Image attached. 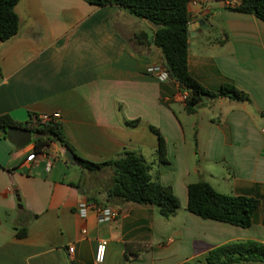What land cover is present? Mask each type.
<instances>
[{"label": "crops", "instance_id": "crops-1", "mask_svg": "<svg viewBox=\"0 0 264 264\" xmlns=\"http://www.w3.org/2000/svg\"><path fill=\"white\" fill-rule=\"evenodd\" d=\"M240 2L188 4V64L207 89L218 92L231 82L251 99L204 96L189 112L187 90L146 72L163 61L155 23L116 4L19 0V31L0 38V116L25 127L59 112L77 154L100 162L136 151L181 206L166 218L154 204L109 197L111 167L86 170L58 141L37 148L32 134L18 146L0 132V264H206L221 244L264 243V20L236 11ZM152 126L165 139L166 162ZM41 150L56 158L50 169ZM33 152L37 157L28 161ZM200 180L258 198L251 225L188 211V184ZM83 201L114 205L123 215L99 221L91 210L81 218ZM24 227L26 236H17ZM100 240L107 241L102 263L95 259Z\"/></svg>", "mask_w": 264, "mask_h": 264}, {"label": "trees", "instance_id": "trees-1", "mask_svg": "<svg viewBox=\"0 0 264 264\" xmlns=\"http://www.w3.org/2000/svg\"><path fill=\"white\" fill-rule=\"evenodd\" d=\"M95 5H120L132 14L155 23L154 43L161 50L162 63L172 79L189 92L187 110L193 112L204 96L211 98L225 96L236 101H249L250 95L234 83L224 82L218 92L207 89L189 71L188 64V25L190 15L188 4L191 0H86ZM19 0H0V38L9 40L20 28V19L16 11ZM236 11L252 13L264 20V0H241L234 8ZM141 34H137L140 36ZM146 35V33H143ZM2 73L0 62V74ZM139 119L129 123H138ZM20 125L9 114L0 116V132L7 137L9 126ZM26 128L35 135L37 148L58 141L71 149L76 160L83 168L92 171L104 167L113 169V183L108 196L124 201L149 203L159 207L160 213L169 218L181 206L180 198L172 186L162 183L151 174V164L136 151L124 150L117 157L104 161H93L75 152L59 122L27 123ZM159 135L157 153L160 161H167L166 142L160 131L152 126ZM258 198L248 195H232L218 191L209 182L200 180L188 184L187 210L203 218H210L248 227L259 207ZM24 227L17 236L24 237ZM264 264V243L255 239L237 240L213 248L206 256V264Z\"/></svg>", "mask_w": 264, "mask_h": 264}, {"label": "built area", "instance_id": "built-area-1", "mask_svg": "<svg viewBox=\"0 0 264 264\" xmlns=\"http://www.w3.org/2000/svg\"><path fill=\"white\" fill-rule=\"evenodd\" d=\"M189 3L197 4L198 0H191ZM146 72L154 76V78H156L159 82H167L172 79L163 63L148 66ZM188 98L189 92L187 91V93L184 94V99L186 102ZM61 117V113L53 112L51 114L36 116L35 121L40 120L41 122H59L61 120ZM40 155L47 159V169H50L56 158L52 157L51 154L45 152L44 150H41ZM36 157L37 152H33L28 156L27 160L32 161ZM91 210H95L97 212L99 221H111L121 218L123 215V212L118 207L111 204L83 201L77 205V213L81 218H86L89 214V211ZM106 250L107 241L100 240L96 246V262L102 263L105 260ZM69 251L73 253L74 246H71L69 248Z\"/></svg>", "mask_w": 264, "mask_h": 264}, {"label": "water", "instance_id": "water-1", "mask_svg": "<svg viewBox=\"0 0 264 264\" xmlns=\"http://www.w3.org/2000/svg\"><path fill=\"white\" fill-rule=\"evenodd\" d=\"M192 30L191 26H188V35H191ZM7 137L16 145L22 146L26 144L27 142L31 141L32 138V132L30 129L20 126V125H14L9 126L7 129ZM65 153L70 161H75V163L79 166H82V164L76 160L75 153L69 149L65 148Z\"/></svg>", "mask_w": 264, "mask_h": 264}, {"label": "rangeland", "instance_id": "rangeland-1", "mask_svg": "<svg viewBox=\"0 0 264 264\" xmlns=\"http://www.w3.org/2000/svg\"><path fill=\"white\" fill-rule=\"evenodd\" d=\"M87 170V169H86ZM257 264H261V263H257Z\"/></svg>", "mask_w": 264, "mask_h": 264}]
</instances>
